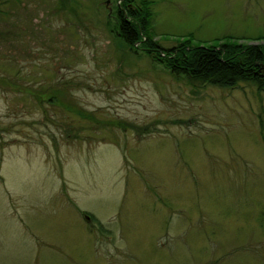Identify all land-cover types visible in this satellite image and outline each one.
Instances as JSON below:
<instances>
[{
    "label": "rangeland",
    "instance_id": "1",
    "mask_svg": "<svg viewBox=\"0 0 264 264\" xmlns=\"http://www.w3.org/2000/svg\"><path fill=\"white\" fill-rule=\"evenodd\" d=\"M151 1L162 48L264 35V0ZM119 4L0 0V264H264V92L121 52Z\"/></svg>",
    "mask_w": 264,
    "mask_h": 264
},
{
    "label": "trees",
    "instance_id": "2",
    "mask_svg": "<svg viewBox=\"0 0 264 264\" xmlns=\"http://www.w3.org/2000/svg\"><path fill=\"white\" fill-rule=\"evenodd\" d=\"M117 1L121 4L115 11V24L108 25L114 38L120 39L118 47L121 52L137 54L141 50L154 63L193 87L211 85L233 89L246 83L264 92V35L226 36L193 44L194 35L190 34L181 43L162 48L153 30L154 1ZM262 126L264 130V123Z\"/></svg>",
    "mask_w": 264,
    "mask_h": 264
},
{
    "label": "water",
    "instance_id": "3",
    "mask_svg": "<svg viewBox=\"0 0 264 264\" xmlns=\"http://www.w3.org/2000/svg\"><path fill=\"white\" fill-rule=\"evenodd\" d=\"M107 4H108V2H107Z\"/></svg>",
    "mask_w": 264,
    "mask_h": 264
}]
</instances>
